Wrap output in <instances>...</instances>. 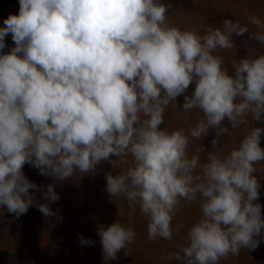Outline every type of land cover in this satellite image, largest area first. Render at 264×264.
<instances>
[{
	"label": "clouds",
	"instance_id": "1",
	"mask_svg": "<svg viewBox=\"0 0 264 264\" xmlns=\"http://www.w3.org/2000/svg\"><path fill=\"white\" fill-rule=\"evenodd\" d=\"M170 7L163 0H19L18 15L0 27V207L17 218L34 204L45 218L56 215L49 207L60 199L55 183L40 188L25 164L64 181L131 156L125 172L106 175V191L130 208L139 204L149 240H171L181 201L200 200L186 245L167 260L219 264L258 246L264 216L253 174L264 161V127L251 128L226 156L217 145L229 132L225 121L235 128L249 115L264 118V21L248 17L253 33L225 19L201 35L169 24ZM245 33L259 48L229 72L215 53ZM9 34L15 46L3 53ZM193 83L182 108L198 109L202 118L188 132L161 128L169 104ZM210 129L216 150L201 162L188 154L189 137L202 140ZM36 191L48 203H39ZM98 235L104 264L122 249L128 254L135 238L118 221Z\"/></svg>",
	"mask_w": 264,
	"mask_h": 264
},
{
	"label": "crops",
	"instance_id": "2",
	"mask_svg": "<svg viewBox=\"0 0 264 264\" xmlns=\"http://www.w3.org/2000/svg\"><path fill=\"white\" fill-rule=\"evenodd\" d=\"M171 4L167 13V22L181 29L196 28L201 35L209 29L222 27L225 19L247 26L250 32L257 29L249 23V16H257L264 21V0H163ZM19 0H0V27L10 14L18 15ZM249 33L244 36H233L234 46L231 49H218L216 55L224 59V67L231 72V65L245 58L248 49L259 48L257 41L249 39ZM6 47L3 53L10 52L14 47L11 34L5 37ZM264 52V48H261ZM195 84L190 85L185 94L177 97L176 102L169 104L164 115L161 128L168 131L184 130L188 132L202 118L198 109L183 111L184 95H192ZM223 126L229 127V132L220 137L217 145L220 156L228 155L239 147L247 132L253 127H264V118L255 121L249 115L246 123L231 128L228 121ZM216 137V130L210 129L202 140L189 137V156L199 155L201 162L210 152L215 151L211 141ZM202 146L204 151H202ZM264 147V139L261 141ZM112 159H116L113 157ZM133 164L131 156L116 159V168L110 161H103L96 167L94 173L76 172L70 179L56 181L55 177L43 176L39 170L25 164L24 173L32 182L46 190L49 184L55 183L60 199L50 203L55 216L45 218L34 205L19 218L14 213L0 207V264H104L101 238L98 235L100 227H108L116 221L135 232L134 241L126 249H122L115 260L108 264H178L167 260L169 253L185 246L186 235L196 222L195 215L200 216V200L188 203L181 201L180 210L175 214L172 226L171 240L148 239V218L145 217L137 203L130 208L123 197H111L106 191L108 173L120 174ZM253 174L260 181V197L255 203L262 206L264 216V161L255 165ZM33 191V190H30ZM39 203H48L43 199L42 192H35ZM91 240V244H81L80 237ZM260 243L255 249L242 248L238 255L229 254L224 264H264V230Z\"/></svg>",
	"mask_w": 264,
	"mask_h": 264
},
{
	"label": "rangeland",
	"instance_id": "3",
	"mask_svg": "<svg viewBox=\"0 0 264 264\" xmlns=\"http://www.w3.org/2000/svg\"><path fill=\"white\" fill-rule=\"evenodd\" d=\"M199 217H200V216H198V215L196 216V215H195L194 219L196 218V219L198 220ZM197 220H196V221H197ZM226 259H227V258H226ZM224 260H225V258H221L220 261H219V264H224V263H223ZM230 264H231V263H230Z\"/></svg>",
	"mask_w": 264,
	"mask_h": 264
}]
</instances>
